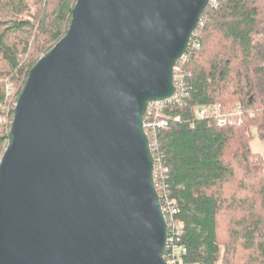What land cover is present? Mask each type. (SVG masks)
I'll return each instance as SVG.
<instances>
[{"label":"water","instance_id":"water-1","mask_svg":"<svg viewBox=\"0 0 264 264\" xmlns=\"http://www.w3.org/2000/svg\"><path fill=\"white\" fill-rule=\"evenodd\" d=\"M209 0H76L0 159V264H167L143 119Z\"/></svg>","mask_w":264,"mask_h":264},{"label":"trees","instance_id":"trees-1","mask_svg":"<svg viewBox=\"0 0 264 264\" xmlns=\"http://www.w3.org/2000/svg\"><path fill=\"white\" fill-rule=\"evenodd\" d=\"M75 3L0 0V114L6 87L20 93L38 55L66 34ZM178 74L186 97L144 122H166L147 136L160 203L183 224L181 264H264V157L250 147L253 132L264 141V0L209 2ZM216 104L238 123L197 117ZM8 131L0 125V159Z\"/></svg>","mask_w":264,"mask_h":264},{"label":"built area","instance_id":"built-area-1","mask_svg":"<svg viewBox=\"0 0 264 264\" xmlns=\"http://www.w3.org/2000/svg\"><path fill=\"white\" fill-rule=\"evenodd\" d=\"M210 2L213 6L216 5V0H210ZM195 47L196 49H198L199 45L196 44ZM184 55L182 56V58L184 57ZM182 58L177 62V64L174 67L173 81L175 85V94L168 101L165 102L173 101L175 103H179L181 102V99L183 97H186V89L182 80V75L178 74L180 71V62ZM6 93L7 96L9 97V101L7 102L6 105H3L1 107L2 114H0V125H3L7 130H9L13 118V109L16 105L17 100H14L16 95L14 94L11 86L6 87ZM165 102L149 103L146 111L148 112L149 115H152L154 113L155 116L157 117L158 116L157 113L159 112L161 105ZM219 110H220V105L216 104L210 107L198 108L195 111V113L199 118H204L205 116L210 114L212 115L213 113L216 114L219 126L233 125L235 123L236 124L238 123L236 122L235 119H232L227 115L220 114ZM10 111H12V114L10 113ZM165 125L166 122L163 119H160L159 121L154 123H145L143 119V127L146 134L147 132H149V129L151 127L154 126L164 127ZM160 205H161V212L164 216L166 228H167V238L164 248V259L167 264H181L182 256L186 253L185 247L182 244H180V238H181L180 236L182 233L183 224L175 218L176 210L173 207H171L167 203H160Z\"/></svg>","mask_w":264,"mask_h":264},{"label":"rangeland","instance_id":"rangeland-1","mask_svg":"<svg viewBox=\"0 0 264 264\" xmlns=\"http://www.w3.org/2000/svg\"><path fill=\"white\" fill-rule=\"evenodd\" d=\"M42 55H44L43 53H41L40 55H38L37 58H40ZM11 88L13 89V92L15 95H17L19 88L13 87L11 86ZM23 88V87H22ZM22 90V89H21ZM19 94V93H18ZM18 98V97H17ZM16 96L14 98V100H17ZM250 147L251 150L255 153H260L263 157H264V141H261L256 134L253 132V138L251 140L250 143ZM228 221H226V225H227ZM228 227V226H227Z\"/></svg>","mask_w":264,"mask_h":264},{"label":"bare ground","instance_id":"bare-ground-1","mask_svg":"<svg viewBox=\"0 0 264 264\" xmlns=\"http://www.w3.org/2000/svg\"><path fill=\"white\" fill-rule=\"evenodd\" d=\"M209 2H210V0H209ZM151 150V149H150ZM153 156V155H152ZM154 176V175H153Z\"/></svg>","mask_w":264,"mask_h":264}]
</instances>
